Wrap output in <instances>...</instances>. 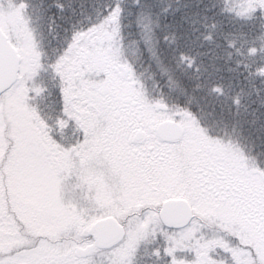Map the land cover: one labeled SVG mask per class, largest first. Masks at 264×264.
Segmentation results:
<instances>
[{"label": "snow or ice", "instance_id": "1", "mask_svg": "<svg viewBox=\"0 0 264 264\" xmlns=\"http://www.w3.org/2000/svg\"><path fill=\"white\" fill-rule=\"evenodd\" d=\"M25 7L22 3L14 12ZM122 12L116 5L99 24L73 32L58 50L49 65L58 80L61 99L59 115L53 121L30 104L47 92V85L38 82L45 67L43 53L33 44L31 56H25L12 39L11 27L3 26L6 13L0 5V264H52L23 254L24 233H32V244L38 248L47 240H59L64 231L73 228L93 240L84 246L81 256L59 264H88L89 249L107 246L96 243L106 223L118 222L123 227V219L133 208L154 209L134 228L128 227L134 250L153 224L175 226L168 214L174 196L183 197L190 205L189 220L198 217L222 225L232 219L235 206L223 200L205 203L195 190L201 170L196 168L193 175L186 176L175 156L179 145L169 146L159 135L161 117L180 123L175 114L165 116L159 111L167 104L153 102L139 92L132 108L112 98L114 69L122 64ZM108 24L113 25L110 31ZM101 58L103 63H97ZM128 66L131 75L135 69L130 62ZM96 70L102 79L92 82L89 73ZM6 75L18 84L14 92L11 84L3 83ZM69 127L74 135L67 141ZM73 176L94 193L99 214L85 217L75 204L65 200L63 184ZM257 204L264 215V189L257 193ZM196 231L191 229L193 234ZM213 246L220 245L213 241L200 244L194 264H214L209 252ZM110 264L127 261L113 258Z\"/></svg>", "mask_w": 264, "mask_h": 264}, {"label": "rangeland", "instance_id": "2", "mask_svg": "<svg viewBox=\"0 0 264 264\" xmlns=\"http://www.w3.org/2000/svg\"><path fill=\"white\" fill-rule=\"evenodd\" d=\"M0 5L6 13L3 26L5 29L11 27L12 39L21 47L25 56H31L33 44L37 45L38 50L43 53L45 67L40 71L38 82L47 85V92L32 99L30 104L38 106L45 117L50 90L49 78L56 79L49 65L56 57V53L48 51L46 38L42 33V23L38 16L36 17L35 10L32 13L33 16L31 15L32 18L28 19L20 12L15 13L16 5H11L7 0H0ZM161 18V14H141L139 25L143 44L141 48L136 42L125 41L123 38L121 65L128 69V73L124 76L121 66L114 69L116 87L112 90V98L132 108L137 99L136 93L139 92L153 102L159 100L167 104L166 109H159V111L165 113V116L175 114V120L179 121L184 128L182 138L168 141V145H179L175 156L183 164L185 175L191 176L194 174V169L199 168L201 177L195 190L202 196L203 201L211 203L223 200L233 204L236 210L232 213V219L222 225L210 224L198 217H194L188 226L181 229H168L162 223L153 224L149 235L139 240L132 250L128 240L129 225L134 228L139 221L149 217L155 211L148 207L133 208L128 217L123 219V225L126 228L125 239L109 250L89 249L88 264H110L113 258H126L127 264H135L139 243L145 245L149 242L152 247H149L150 249L163 245V240L158 239V235L163 233L162 227L168 232L164 238L166 237L170 247L162 249V252L156 255L157 264H194L197 260L196 253L187 254L186 251L191 248L197 249L200 244L207 241L220 245L211 247L210 255L213 253L212 250L221 248L227 253L226 257L233 258L232 260L224 258L221 264H231L230 262L260 264V261H264V215L258 211L257 193L264 189V170H262L264 146L261 141L264 139L261 136L256 137V134L249 136L253 133L248 136L241 134L238 128L244 121V114L235 112L228 117L218 116L209 109L208 104L212 102L211 100L196 99L195 92L187 86L193 80L183 79L178 68L171 65V61L162 50L167 42L159 40L158 37ZM96 62L103 63V60L101 58ZM128 62L135 69L131 75ZM89 79L92 82L102 79L100 71L90 72ZM132 80L135 81L134 84L130 82ZM56 81V87H58V80ZM17 87L16 83L12 87L13 92ZM199 105L197 109L196 106ZM185 113H191V115L188 116ZM164 120H166L165 117H161L158 125ZM63 195L65 200L75 204L85 217L99 214L100 210L93 199L94 193L87 185L79 184L74 176L64 181ZM4 211L11 219L8 209L5 208ZM201 224H203L202 228ZM208 224L218 227L226 235L218 231L215 233L206 227ZM193 227L197 229L195 234L191 232ZM231 236L234 239L228 240ZM33 239L31 232L24 233L23 254L50 261L52 264H59L66 258L75 259L81 256L84 246L92 241L89 234L75 228L64 231L59 240H47L38 248L33 246ZM176 251L180 253L177 254ZM139 259L144 261L143 258Z\"/></svg>", "mask_w": 264, "mask_h": 264}, {"label": "trees", "instance_id": "3", "mask_svg": "<svg viewBox=\"0 0 264 264\" xmlns=\"http://www.w3.org/2000/svg\"><path fill=\"white\" fill-rule=\"evenodd\" d=\"M7 1L16 8L26 4L20 13L28 19L35 10L48 51L56 53L55 56L73 32L99 24L116 5L123 9L120 23L124 40L136 42L140 48L143 46L139 29L141 14H161L158 37L167 42L162 50L183 79L193 80L187 86L195 92L196 99L211 100L209 109L218 116L244 114L243 123L238 125L241 134L253 133L249 136L256 134L264 139V0ZM106 27L110 31L113 25ZM56 85V79L49 82L55 111L61 102ZM261 141L264 146V140ZM206 227L226 235L216 226ZM162 228L158 239L163 240V245L150 249L149 242L139 243L135 264H157L156 255L170 247L164 238L168 232ZM212 251L210 256L216 264H221L224 258L233 259L226 257L221 248ZM186 253L194 255L195 248Z\"/></svg>", "mask_w": 264, "mask_h": 264}, {"label": "water", "instance_id": "4", "mask_svg": "<svg viewBox=\"0 0 264 264\" xmlns=\"http://www.w3.org/2000/svg\"><path fill=\"white\" fill-rule=\"evenodd\" d=\"M123 70V75L128 73V69L121 65ZM4 84H11V87L15 84L12 83V77L6 75L3 80ZM159 135L165 138L167 141H176L182 138L184 130L181 124H173L167 120L162 121L158 125ZM190 205L186 202L184 198L174 197L172 202L168 207L169 218L172 224L175 226H170L169 224L162 223L168 229H181L188 226L192 220H189ZM126 237V228L119 226V223L108 222L104 227V234L102 237L96 241L98 245H107L103 247H95L98 250H109L117 245H119ZM93 240V238H92Z\"/></svg>", "mask_w": 264, "mask_h": 264}, {"label": "flooded vegetation", "instance_id": "5", "mask_svg": "<svg viewBox=\"0 0 264 264\" xmlns=\"http://www.w3.org/2000/svg\"><path fill=\"white\" fill-rule=\"evenodd\" d=\"M49 80L51 81V78H49ZM50 92H51V90L48 91V93H50ZM47 99H48V107L46 109V116L45 117L49 120L54 121L57 118V116L59 115V109H60V103L61 102L58 104V109L55 111L54 110L55 108L53 109V106L51 104L53 102L52 97L49 95ZM73 135H74V129L72 127H69L68 129H66L65 136L67 137V141H70L71 139H73Z\"/></svg>", "mask_w": 264, "mask_h": 264}]
</instances>
